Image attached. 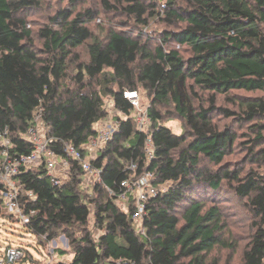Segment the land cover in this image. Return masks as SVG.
<instances>
[{"label": "trees", "instance_id": "trees-1", "mask_svg": "<svg viewBox=\"0 0 264 264\" xmlns=\"http://www.w3.org/2000/svg\"><path fill=\"white\" fill-rule=\"evenodd\" d=\"M81 1L71 0L72 8L49 18L39 31V50L23 14L41 1L0 0V128H10L13 154L32 151L27 135L40 108L59 157L65 144L81 148L97 137L96 124L110 118L109 103L116 111V133L92 161L102 171L101 184L85 186L75 160L71 180L62 186L51 182L44 165L20 174L19 182L34 195L21 197L25 212H36L27 232L48 241L64 234L73 247L70 264H264V149L255 152L264 125L250 126L257 136L249 151L259 166L246 171L224 165L237 135L214 121L215 115H238L218 107V95L264 93V0H166L161 7V0H103L108 10L129 18L123 27L136 33L111 28L105 39L89 27L93 10L76 13ZM152 20L165 26L157 44L153 36L142 38ZM84 45L85 62L78 53ZM140 88L151 99L146 131L138 130L126 97ZM200 92L211 95L207 107L197 105ZM166 106L184 121L182 135L163 123ZM241 110L242 121L263 119L264 99L244 102ZM205 160L218 168L202 166ZM145 172L154 175L160 193L136 220L134 199L127 203L118 196L124 181ZM229 195L244 200L252 217L254 232L239 263L212 255L217 247L235 248L223 238L227 224L218 200ZM91 219L101 232L96 239Z\"/></svg>", "mask_w": 264, "mask_h": 264}, {"label": "rangeland", "instance_id": "rangeland-1", "mask_svg": "<svg viewBox=\"0 0 264 264\" xmlns=\"http://www.w3.org/2000/svg\"><path fill=\"white\" fill-rule=\"evenodd\" d=\"M41 6L39 8L30 9L26 11L23 16L27 20L28 28L32 31L34 42L39 50L43 47V41L40 39L39 31L49 26V18L57 14L61 9H70L73 7L71 0H40ZM114 3V0H108ZM166 0H161L165 3ZM86 9H91L96 13V17L89 23V27L93 32V36L96 38L105 39L107 30L113 28L116 31H125L136 36L132 26L130 28L123 27L124 22L129 18L120 14L114 13L108 10L104 6L103 0H82L75 7L76 13L84 12ZM165 26L158 20H152L151 25L143 30L145 41L148 36H153L152 43L157 44V38L161 30ZM91 42V41H89ZM87 45H84L78 49V53L81 56V61L85 62L89 60ZM178 48V47H177ZM71 74L74 73L73 69ZM138 100L142 108L146 109L151 104V99L148 93L140 88L136 92ZM201 100L197 102L209 105V93L200 92ZM217 106L221 108H227L230 111L237 112L238 115L231 118H226L222 115H215L214 121L220 128L228 127L234 131L237 135V141L233 148V153L229 155L224 165H228L231 168H242L248 171L251 168H257L258 164L252 162V156L249 148L251 140L255 139L257 133H253L250 130V126L253 124L264 125L263 119H256L252 122L242 121L243 117L241 104L247 101H252L257 98L264 99L263 92H246V91H233L229 95H218ZM133 101V99H130ZM108 109L111 110L112 104H108ZM164 114V124L168 126L173 133L182 135L185 131L184 121L174 113L171 106L161 108ZM116 115V111L111 110L110 118L104 122L96 124V128L101 127V123L112 124L115 123L113 117ZM240 116V117H239ZM264 137V131H263ZM264 149V141L261 146L255 149V152ZM202 166L216 170L218 167L210 164L206 160ZM90 188L92 186H89ZM220 204H222V212L224 214V220L227 224V229L224 231L223 238L229 240L230 244L235 246L234 249H222L217 247L213 252V256H218L222 262L232 259L233 262L239 263L241 261V254L243 248L249 242L251 235L253 234L252 217L245 206V201L236 198L234 195H229L223 201L218 198ZM208 203V206L213 205L215 202L211 200H204ZM92 223V224H91ZM89 228L93 230L94 238H98L101 232L97 229H93V220L91 219ZM10 248L19 250L20 256L15 263H10L6 258V251ZM64 252V254H62ZM73 247L70 245V241L60 233L58 238L48 241L46 237H39L33 235L25 229L18 217L13 215L6 206L0 209V264H57L63 262L64 264H70L73 260Z\"/></svg>", "mask_w": 264, "mask_h": 264}, {"label": "built area", "instance_id": "built-area-1", "mask_svg": "<svg viewBox=\"0 0 264 264\" xmlns=\"http://www.w3.org/2000/svg\"><path fill=\"white\" fill-rule=\"evenodd\" d=\"M126 97L129 100L133 99L131 102L136 110L134 117L138 130L146 131L150 125L149 107L144 109L141 103L135 100L138 97L137 93H127ZM96 130L98 132L97 137L91 139L81 148H77L72 144H65V156L59 157L50 148L53 139L48 136L49 131L45 127L42 108L35 113L33 125L28 131L27 139L33 147L29 154H13L12 150L15 146L11 139L10 128L8 126L0 128V183L2 184L0 198L3 199L8 210L19 218L22 225L29 224L32 217L36 214L35 211L26 213L21 205V197L25 193L34 199L33 193L26 192L24 185L18 180L24 169L38 168L44 165L49 172L51 182L55 186H62L71 180L70 160H75L85 172V186L101 184L102 171L101 169H94L92 161L96 159L97 154L104 146L112 140L117 130V124L101 123V127L99 129L96 128ZM147 153V158L151 160L153 158L151 141H148ZM131 169L136 171L137 166L132 165ZM153 180L154 175L145 172L141 176H133L121 184L123 191L119 194L118 199L127 203L134 199L136 208L134 219L136 220L143 218L147 201L160 193V189L153 184ZM108 192L110 196L116 197L113 190L108 189ZM123 208L125 209L126 207L123 205ZM19 256L20 252L15 248H10L6 251V258L10 263H15Z\"/></svg>", "mask_w": 264, "mask_h": 264}]
</instances>
